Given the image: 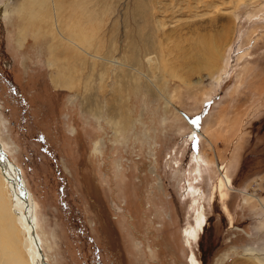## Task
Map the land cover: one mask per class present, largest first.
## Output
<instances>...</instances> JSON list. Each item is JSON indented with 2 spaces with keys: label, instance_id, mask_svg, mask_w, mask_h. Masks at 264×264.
<instances>
[{
  "label": "rangeland",
  "instance_id": "374dc122",
  "mask_svg": "<svg viewBox=\"0 0 264 264\" xmlns=\"http://www.w3.org/2000/svg\"><path fill=\"white\" fill-rule=\"evenodd\" d=\"M0 143L51 264H264V0H0Z\"/></svg>",
  "mask_w": 264,
  "mask_h": 264
},
{
  "label": "bare ground",
  "instance_id": "6f19581e",
  "mask_svg": "<svg viewBox=\"0 0 264 264\" xmlns=\"http://www.w3.org/2000/svg\"><path fill=\"white\" fill-rule=\"evenodd\" d=\"M30 16L28 17L30 18ZM55 77L52 76L51 79L50 75V80L53 83ZM65 85L63 84V86ZM194 126L196 127L195 124ZM199 158L195 156L194 162L199 163ZM217 185L221 198H224V181L218 178ZM197 195L195 192L192 194L191 206L198 204ZM37 213L35 201L26 185L21 169L13 160L9 159L7 150L0 143V262L1 259L6 261L5 256L1 253L10 249L7 251L9 264H51L47 254L41 248L42 241L38 233ZM18 234H21L22 237L19 238ZM182 236L185 240L187 239L188 243L192 238L194 239L193 227L185 228ZM22 249L26 256L25 260L21 256ZM190 261L191 264H195L193 255L190 257Z\"/></svg>",
  "mask_w": 264,
  "mask_h": 264
}]
</instances>
